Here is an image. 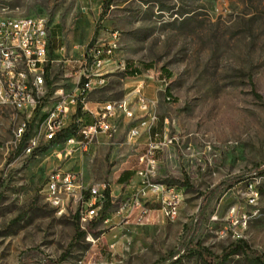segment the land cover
Instances as JSON below:
<instances>
[{
    "label": "rangeland",
    "instance_id": "374dc122",
    "mask_svg": "<svg viewBox=\"0 0 264 264\" xmlns=\"http://www.w3.org/2000/svg\"><path fill=\"white\" fill-rule=\"evenodd\" d=\"M105 1L0 0V17H46L56 35L48 66L52 85L29 140L46 150L35 158L28 149L17 156L16 131L26 116L0 110V264H158L173 258L178 264H205L185 244L220 256L233 243L221 236L228 211L247 209L246 184L224 185L201 214L205 197L222 183L264 168V0H116L99 22ZM97 28L93 47L115 42V60L141 74L110 75L106 87L88 97L87 109L96 113L135 87L155 103L158 133L169 142L158 157L157 182L181 197L175 222L154 205L142 220L136 209L124 207L145 148L144 138L128 140L133 122L120 119L112 138L100 137L83 156L61 155L64 146L46 142L41 132L39 120L57 99L78 96ZM59 91L64 93L57 96ZM68 116L65 125H71L73 112ZM59 172L81 175L86 189L63 212L43 195L48 179ZM257 183L264 211V179ZM107 185L111 211L71 248L77 225L86 230L101 211L82 222L93 211L89 189ZM243 241L264 257V222H253ZM226 264L260 263L239 254Z\"/></svg>",
    "mask_w": 264,
    "mask_h": 264
},
{
    "label": "built area",
    "instance_id": "2783aa9c",
    "mask_svg": "<svg viewBox=\"0 0 264 264\" xmlns=\"http://www.w3.org/2000/svg\"><path fill=\"white\" fill-rule=\"evenodd\" d=\"M54 39L53 25L46 17H0V110L10 109L26 116L27 121L16 131L18 140L25 135L30 118L48 93L46 70L53 54ZM113 40H117V35H114ZM115 49L113 42L108 46H95L89 51L80 75L78 96L65 95V102H58L57 99L42 124L41 132L45 135L46 142L54 141L58 133L70 125H65L66 118L71 120L68 116L70 112H73L74 117L82 104V117L76 123H83L85 132L59 143V146H64L61 155L66 153L68 157H73L78 153L83 156L96 146L100 137L112 138L120 119L133 122L128 140L133 142L144 138L146 145L137 157V183L128 188L130 195L124 199V207L128 210L136 209L142 220L152 212L149 205H154L157 207L155 212L161 213L168 221L175 222L176 209L181 208V197L168 185L157 182L160 166L158 157L169 142L165 134L161 135L157 131L159 119L154 113L155 103L135 87L123 100L106 103L96 113L87 109L88 97L104 89L110 75L120 73L121 63L115 60ZM58 93L64 92H57V96ZM29 143L31 147L28 152H31L36 143ZM259 180L261 179L253 175L240 183L246 184L247 209L234 207V212H228L222 238H230L233 243L243 241L246 227H250L255 221L264 222L258 218V210H262L258 206L262 191L256 185ZM85 190L81 175L59 172L48 179L43 195L51 208L63 212L71 201H80ZM105 191V186L89 189L88 206L93 211L85 215V218L82 217L83 223L94 218L102 208Z\"/></svg>",
    "mask_w": 264,
    "mask_h": 264
},
{
    "label": "trees",
    "instance_id": "16d2710c",
    "mask_svg": "<svg viewBox=\"0 0 264 264\" xmlns=\"http://www.w3.org/2000/svg\"><path fill=\"white\" fill-rule=\"evenodd\" d=\"M116 0H106L105 1V12L101 15L100 21L102 22L106 16V11L110 10V8L113 6V4L115 3ZM55 34V33H54ZM99 35V29L97 28L94 34V37L89 45L90 47H93L97 41ZM56 37V35H54ZM144 68H146L147 70L152 69V65H145ZM128 66L126 68V72L125 74H129L136 76L138 74H141L139 71L137 70H133V71H129L128 70ZM162 73L165 74V76L167 78H171L172 75L169 74L168 72H166L165 69H162ZM49 77H50V67L47 68L46 70V80H47V85L51 86V82L49 81ZM166 96L170 97V90L169 88L166 89ZM172 100V99H171ZM41 110H42V105L40 104L38 106V108L35 110V112L33 113L32 117L29 120V123L27 124V131L25 133V135L23 136V138L20 141V145L16 151V155H20L22 154V152L25 149H28L31 147L29 140L30 137L32 135L34 126L37 123V120L41 114ZM82 112H83V105L80 104L77 110L76 115L73 117V121L70 127H68L67 129L61 131L60 133H58L56 139L54 141L51 142V144H59L73 136H77V128H78V124L76 123L81 117H82ZM47 117L46 116H42L39 120V125H42L45 121H46ZM159 130V125L157 128V131ZM46 149H34L30 155V158H35L36 156H38V154H40L41 152L45 151ZM253 175L257 176V177H264V168H257L254 169L253 171H251L249 174L247 175H242V176H238L235 177L234 179L226 182V183H222L220 184L217 189L212 192L209 193L206 197H205V201L203 203V206L201 208L200 213L202 214L205 210L206 207L208 206V203L210 202V200L215 196V194L217 193V191L221 190L223 188L224 185L228 184V185H234V184H240L244 181H246L249 178H252ZM105 201L103 202L101 211L98 213L97 217L91 221L87 227L86 230H82V228L77 225L76 227V235L70 245V247L72 248L76 243H78L80 240L84 239L88 233L89 230L92 229L93 227H95L96 225H98V223L103 220L106 215L111 211L112 207H113V200L111 197V191H110V187L107 185L106 186V191H105ZM1 199V196H0ZM77 220H79V216H76ZM185 249L189 252V254H197L204 262L205 264H226L230 258L237 256L239 254H244V255H249V256H253L256 258V260L260 263V264H264V257L263 255H261L260 253L252 250L246 243H244V241H239L236 243H232L228 248H226L223 253L220 256H214L211 254V252L206 249V248H202L200 246H193L191 243L185 244ZM186 251V252H187ZM68 253L63 257L64 259L66 257H68ZM63 259V260H64ZM180 261L176 258L170 259L168 261H164L158 264H178ZM21 264H42V263H36L34 261H30V260H23L21 262Z\"/></svg>",
    "mask_w": 264,
    "mask_h": 264
},
{
    "label": "bare ground",
    "instance_id": "6f19581e",
    "mask_svg": "<svg viewBox=\"0 0 264 264\" xmlns=\"http://www.w3.org/2000/svg\"><path fill=\"white\" fill-rule=\"evenodd\" d=\"M126 68L127 66L125 65H121L120 67V71L122 73L126 72ZM60 102H65V100H62ZM78 124V128H77V136H79V134L84 133L85 132V125H83V123H77ZM264 179V177H258V179ZM173 191H175V189L172 188ZM228 212H234V207L231 208ZM179 213H180V208L176 209V219H178L179 217ZM258 218H260V220H264V211L263 210H258ZM249 227H246V232L248 231Z\"/></svg>",
    "mask_w": 264,
    "mask_h": 264
},
{
    "label": "crops",
    "instance_id": "0c3cea01",
    "mask_svg": "<svg viewBox=\"0 0 264 264\" xmlns=\"http://www.w3.org/2000/svg\"><path fill=\"white\" fill-rule=\"evenodd\" d=\"M144 140H145V139H144ZM145 145H146V140H145ZM145 145H144V146H145Z\"/></svg>",
    "mask_w": 264,
    "mask_h": 264
}]
</instances>
